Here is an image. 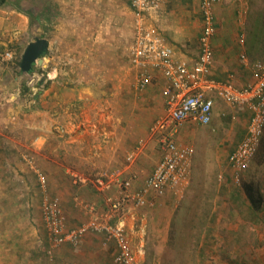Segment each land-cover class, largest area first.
<instances>
[{
  "label": "crops",
  "instance_id": "obj_1",
  "mask_svg": "<svg viewBox=\"0 0 264 264\" xmlns=\"http://www.w3.org/2000/svg\"><path fill=\"white\" fill-rule=\"evenodd\" d=\"M200 1L163 0L160 14L152 20L179 57L192 59L199 53V38L203 30ZM240 1L221 0L215 9L217 11L229 2L242 3ZM223 9L219 11L223 14H219L218 30L213 39L216 58L212 77L227 80L234 72L239 75L236 76L237 82H244L250 72L234 56L244 49L234 32L239 19L237 21L232 11ZM4 12L7 13L0 9V30L12 25L5 22L7 14ZM13 13L18 15L16 22H20V31L27 29L25 13L17 10ZM135 18L130 0H48V21H54L48 32V55L44 59V64L48 61V86L41 85L38 80L37 83L44 88L38 91L33 84L34 100L29 101L22 95L23 75L20 69L12 63H2L0 58L1 167H21L20 151H36L38 154H34L39 162L42 160L40 156L45 157L41 162L47 174L48 168H65V172L100 183L102 188L111 184L108 177L118 166L125 164L129 168L125 177L135 175L133 168L137 170L147 166L151 168L149 173L153 170L161 152L151 127L156 120L153 117L164 108H161L164 96L162 92L161 97L156 93L139 97L135 93L137 88L133 89L134 73L137 72L131 63L129 48L134 41ZM37 36L43 37L35 35L32 40ZM127 45L129 60L124 56ZM33 74L31 83L36 79V74ZM155 78L151 86L157 87L159 82L166 85L160 73ZM68 93H74V96L65 99ZM237 115L245 116L246 122L239 127L237 134L229 135L232 151L247 133L249 113ZM37 118L46 121L43 132L30 128ZM213 123H218V118H213ZM194 130L189 133L196 135ZM140 140L144 141L142 146L137 145ZM220 143L224 145L225 140ZM136 149L139 151L135 159L128 162V154ZM68 175L72 177V174ZM60 176L62 178L63 175ZM113 185L115 187L116 184ZM55 196L59 199L58 195ZM79 214L82 222L84 217H89L84 211L76 215L79 217ZM134 214H125L124 223L134 217L133 223L136 224ZM20 227H15L9 236L5 235L7 229L0 230V241L7 243L9 249L0 252V262L18 264L23 260L28 264H46L40 253L41 248L44 249L43 242L36 239L35 229L30 225ZM17 229L24 232L25 237ZM139 232L141 230L137 231L138 235L141 234ZM17 237L24 238L28 244H23ZM102 238V235L88 233L76 246L64 243L57 247H53L48 238L47 250H51L48 264H101V261L108 260ZM110 244L116 253L115 244ZM15 257H18V262Z\"/></svg>",
  "mask_w": 264,
  "mask_h": 264
},
{
  "label": "rangeland",
  "instance_id": "obj_2",
  "mask_svg": "<svg viewBox=\"0 0 264 264\" xmlns=\"http://www.w3.org/2000/svg\"><path fill=\"white\" fill-rule=\"evenodd\" d=\"M19 2H22L26 7L24 8L32 13V17L24 14L28 27L22 31H20V22H16L18 15L13 13L15 10L19 11L15 7ZM240 2L242 3L229 2L231 5L227 3L221 9L217 11L215 9L217 25L219 11L224 10L223 8L232 11L237 21L239 19L238 27L234 32L239 39L242 35L245 37L246 53L252 60H264V0ZM0 9L7 11L4 12L7 14L5 22L12 24L0 30L1 62L12 63L15 68L20 69V74L23 75L22 95L32 101L34 100L32 86L36 85L35 89L38 91L44 88L37 83L38 80L41 85L48 86V61H45V64H36L34 72L30 73H23L19 67L28 42L35 35H42L48 39V32L54 26V21H48V0H10ZM124 49H127L124 56L129 60L128 45ZM9 52L12 53L11 57L8 55ZM238 54L236 52L234 56L239 63ZM233 70L235 71V68ZM33 73L36 74V79L31 83ZM134 75L135 82L131 81L133 89L137 88L135 93L139 97H144L146 94L151 96L154 93L161 97L164 84L159 82L157 87L150 84L145 89H139L136 73ZM155 80L156 78L153 82ZM236 83L244 84L243 81L237 82V80ZM73 96L74 93H68L65 99ZM162 107H164L163 103ZM241 111L245 113L217 100L213 118H218V123H213V120L209 124L189 122V120L184 123L179 139L192 143L195 147V155L191 180L183 195L168 193L153 207L126 204L125 214L133 212L137 219L135 224L134 217H130L124 224L126 231L130 233L129 236H133L134 233L132 242L140 250L139 264H264V135L258 151L245 170L237 172L229 162V155L233 149L229 145L231 143L229 135L237 134L240 126L246 122L245 116L237 115L241 114ZM163 112L164 108L153 118L157 119ZM233 113H236V118L232 116ZM33 122L34 125L30 128L41 132L45 130L44 118H37ZM192 129H195L194 133L197 131L196 135L189 133ZM223 140L225 144L221 145L220 142ZM142 142L144 143L140 140L137 145L142 146ZM20 153L23 162L21 167L0 166V230L7 229L5 235L9 236L15 227L19 229L23 225L32 226L35 229L36 239L43 242L44 249L41 248L40 253L46 264L49 261L48 234L43 217L44 191L39 182V171L47 178L48 196L53 198L56 197L55 195L59 196L58 200L67 225L74 226L82 223L80 214L78 217L77 213L84 211L91 215L87 212L89 209L83 206V202L101 209L109 199H121L122 179L132 178V189L138 188L151 169L147 166L140 167V170L133 168L135 175L125 177L129 168L125 164L118 166L108 177L111 184L102 188L98 182L95 184L91 180H83L79 174L65 172V168H48L47 174L41 162L45 158L43 155L40 156L42 160L39 162L35 155L38 154L36 151L29 153L22 150ZM30 160L34 161L33 166L30 165ZM68 174H72V177ZM248 190H252L255 204L252 203ZM86 218L84 217L85 220ZM18 229L17 232L25 237V233L19 232ZM138 230H141L140 235L137 234ZM17 238L23 244H28L24 238ZM101 242L106 248L104 252L108 258L107 261H101V264H114V246L110 243L105 244L103 238ZM0 244L1 253L9 250L6 247L7 243L3 244L0 241ZM4 258L7 257L4 255ZM16 261L18 262V259ZM9 264L17 263L9 262ZM18 264H28V261L19 260Z\"/></svg>",
  "mask_w": 264,
  "mask_h": 264
},
{
  "label": "built area",
  "instance_id": "obj_3",
  "mask_svg": "<svg viewBox=\"0 0 264 264\" xmlns=\"http://www.w3.org/2000/svg\"><path fill=\"white\" fill-rule=\"evenodd\" d=\"M130 1L136 18L129 54L137 72V87L147 88L159 73L166 80L164 112L151 127L161 150L160 160L138 188L132 189V178L122 179L121 199H109L105 209L83 202L91 215L74 226L67 225L60 201L48 196L47 178L43 172H38L44 191L43 217L51 245L57 247L69 243L76 246L88 233L99 234L105 244H115L114 264H139L140 261V250L125 229L126 204L153 207L168 193L183 195L190 183L195 147L179 139L181 127L188 119L200 124L211 123L217 100L234 110L249 113L247 133L229 155V162L237 172L249 166L264 135V60H252L245 49L241 50L240 64L250 72L243 85L236 83L234 72L227 80L212 77L216 58L213 39L218 30L215 5L221 0L200 1L203 30L199 38V53L192 59L179 57L159 27L152 22L160 14L163 0ZM240 42L244 48L243 35ZM8 55L11 57L12 53ZM233 117L236 118V115ZM138 151H131L127 161L132 162ZM29 163L34 165L33 160Z\"/></svg>",
  "mask_w": 264,
  "mask_h": 264
},
{
  "label": "water",
  "instance_id": "obj_4",
  "mask_svg": "<svg viewBox=\"0 0 264 264\" xmlns=\"http://www.w3.org/2000/svg\"><path fill=\"white\" fill-rule=\"evenodd\" d=\"M49 42L45 37H35L26 46L20 61L21 71L24 73L34 72L36 64H43L48 54Z\"/></svg>",
  "mask_w": 264,
  "mask_h": 264
},
{
  "label": "trees",
  "instance_id": "obj_5",
  "mask_svg": "<svg viewBox=\"0 0 264 264\" xmlns=\"http://www.w3.org/2000/svg\"><path fill=\"white\" fill-rule=\"evenodd\" d=\"M10 0H0V7L1 6H3V5H5L7 2H9ZM15 7L19 10V11H21V12H23V13H25L26 15H28V16H30V17H32V13L28 10V9H25L26 7L23 5V3L22 2H19V4H15ZM25 7V8H24ZM24 91V88L22 89V92ZM248 195H249V197H250V199L252 200V203H254L255 204V201L256 200H254L255 198H254V195H253V193H252V190H248ZM105 205H104V208H101V209H105Z\"/></svg>",
  "mask_w": 264,
  "mask_h": 264
}]
</instances>
